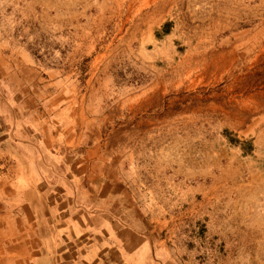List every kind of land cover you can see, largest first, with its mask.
<instances>
[{"label": "rangeland", "instance_id": "rangeland-1", "mask_svg": "<svg viewBox=\"0 0 264 264\" xmlns=\"http://www.w3.org/2000/svg\"><path fill=\"white\" fill-rule=\"evenodd\" d=\"M0 52L113 147L158 264H264V0H0Z\"/></svg>", "mask_w": 264, "mask_h": 264}, {"label": "crops", "instance_id": "crops-1", "mask_svg": "<svg viewBox=\"0 0 264 264\" xmlns=\"http://www.w3.org/2000/svg\"><path fill=\"white\" fill-rule=\"evenodd\" d=\"M3 62L0 52V264H158L113 147L72 109L17 101Z\"/></svg>", "mask_w": 264, "mask_h": 264}]
</instances>
